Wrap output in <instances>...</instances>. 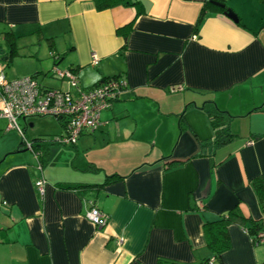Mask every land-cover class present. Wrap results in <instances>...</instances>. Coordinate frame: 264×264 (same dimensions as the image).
<instances>
[{
	"label": "crops",
	"instance_id": "0c3cea01",
	"mask_svg": "<svg viewBox=\"0 0 264 264\" xmlns=\"http://www.w3.org/2000/svg\"><path fill=\"white\" fill-rule=\"evenodd\" d=\"M138 1L98 10L94 0H0L9 80L66 89L56 65L74 69L83 88L103 77L126 83L96 130L73 146L46 145L44 163L25 140L60 135V123L58 131L40 116L22 119L24 140L0 117V264H264V244L248 230L264 226L250 185L264 173V111L254 110L264 105V1L223 0L238 22L212 0ZM130 22L122 50L117 30ZM7 34L17 46L10 60ZM206 100L232 116L238 136L200 153L214 136L199 108ZM130 101L151 117L119 105ZM92 206L108 217L100 228L87 218ZM234 208L247 222L228 225L231 246L215 259L204 225Z\"/></svg>",
	"mask_w": 264,
	"mask_h": 264
},
{
	"label": "built area",
	"instance_id": "2783aa9c",
	"mask_svg": "<svg viewBox=\"0 0 264 264\" xmlns=\"http://www.w3.org/2000/svg\"><path fill=\"white\" fill-rule=\"evenodd\" d=\"M99 58L94 54L92 64ZM52 75L65 81L66 89L47 88L34 76H24L9 80L0 66V117L8 120V129L16 130L25 140V134L18 121L33 116L51 117L57 120L62 133L52 140L63 145H75L84 132H93L101 125V114L109 109L119 98L126 86L122 78H109L97 85L83 88L79 85L76 73L72 69H60L56 65ZM69 87H73L70 90ZM28 148L31 142L25 140ZM38 156L37 153H35ZM47 181L41 178L36 186L44 193ZM87 218L97 227L106 224L108 217L92 206L87 211ZM255 244H264V227L258 232Z\"/></svg>",
	"mask_w": 264,
	"mask_h": 264
},
{
	"label": "trees",
	"instance_id": "16d2710c",
	"mask_svg": "<svg viewBox=\"0 0 264 264\" xmlns=\"http://www.w3.org/2000/svg\"><path fill=\"white\" fill-rule=\"evenodd\" d=\"M212 1L220 5L219 7H216V9L219 12L225 13L226 11L230 10L229 8L225 6V4L223 3V0H212ZM260 1H264V0H260ZM94 3L98 10H104V9H108L113 6H117L121 4L135 6V5H139L140 1L138 0H94ZM209 7H212V5L210 4V2H206L197 19V24L195 27L196 31L198 30V27L200 23L202 22V19L204 18L206 10L209 9ZM132 23L133 22H130L128 25L117 30L123 35V39L125 41V44L123 45L122 50L126 48L127 36H128L129 30L132 27ZM6 39H7V44H8V53H7L8 58L6 57V59L10 60L13 56L17 54V46H16V42L12 34L11 35L7 34ZM46 40L48 41L49 48L53 51L51 53L53 54V56H55L56 52H55L53 41L51 40V38L49 39L47 38ZM72 70L75 72L74 69ZM114 77H108V78L103 77L98 81L97 84L109 78H114ZM199 108L206 112L209 118L210 124L212 126L213 132H214V136L212 139L205 141V142H201L200 153L202 152L206 153L205 150L207 151L211 149L213 150L221 145H224L232 141L238 136V134L235 133L231 129V126H230L232 116L227 111L218 109L214 105L212 100H208V101L206 100V102H204L201 106H199ZM254 110L264 111V105L254 108ZM54 137L56 136H53L48 140L41 139L39 137L36 139H33L31 143L32 149L34 150L35 153L38 154L37 157L40 159L41 163H44L47 159L48 153L46 150V145L55 144V142H53L52 140ZM110 178H112V176H108L107 180H109ZM250 185L257 196L260 206L264 208V173H261L257 175L255 178H253L252 181L250 182ZM77 186L66 184V185H61L60 187L64 189H79L80 186L78 187ZM233 221H236L239 223L247 222L246 219L243 217L242 213L239 211V209L234 208L230 212L221 215L217 220L211 221V222L208 221L204 225V230L207 236V244L213 250L215 259H220L221 254L224 251L228 250L231 246L227 227ZM262 227H264L262 226V223H254L248 229L250 231L253 241L255 240L258 232L262 230ZM159 263L176 264V263L164 262V261H160Z\"/></svg>",
	"mask_w": 264,
	"mask_h": 264
},
{
	"label": "rangeland",
	"instance_id": "374dc122",
	"mask_svg": "<svg viewBox=\"0 0 264 264\" xmlns=\"http://www.w3.org/2000/svg\"><path fill=\"white\" fill-rule=\"evenodd\" d=\"M21 42L23 40H20ZM2 44V43H1ZM42 46H45L44 43L41 44ZM1 51V50H0ZM10 79V78H8ZM49 84H53V85H56L59 83V81H56V80H48ZM52 81V82H51ZM42 84L44 85H48L46 82H42ZM59 85V84H58ZM51 86V85H50ZM49 86V87H50ZM54 87H59V86H54ZM124 103V105H126L130 110L131 112L135 113V114H138L139 112L141 113V116L144 118V120H148L150 117H151V113L149 112L148 113V110H141L140 107L142 106L141 104H137L136 102L134 101H130V102H122L120 103L119 105L121 106L122 104ZM36 120H38V123L40 122V125L42 127H52L53 129H58V131H60V126H59V123L54 120V119H51V118H46V117H34ZM33 118V119H34ZM20 127L22 128L23 125H24V121L22 119H20L18 121ZM18 134V133H17ZM19 135V134H18ZM21 136V135H20ZM22 137V136H21ZM59 145H63L61 143H58ZM63 146H66V145H63Z\"/></svg>",
	"mask_w": 264,
	"mask_h": 264
},
{
	"label": "water",
	"instance_id": "95a60500",
	"mask_svg": "<svg viewBox=\"0 0 264 264\" xmlns=\"http://www.w3.org/2000/svg\"><path fill=\"white\" fill-rule=\"evenodd\" d=\"M225 14L229 18H231L233 21L238 22V17H237V15L233 11L228 10L227 12H225ZM3 53H4L3 51L0 52V54H3Z\"/></svg>",
	"mask_w": 264,
	"mask_h": 264
}]
</instances>
